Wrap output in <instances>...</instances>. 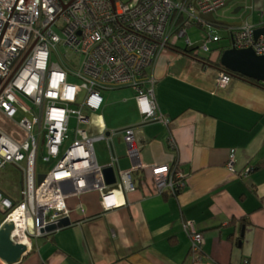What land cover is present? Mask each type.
Returning a JSON list of instances; mask_svg holds the SVG:
<instances>
[{
	"label": "crops",
	"instance_id": "obj_1",
	"mask_svg": "<svg viewBox=\"0 0 264 264\" xmlns=\"http://www.w3.org/2000/svg\"><path fill=\"white\" fill-rule=\"evenodd\" d=\"M245 1L232 21L264 27V0ZM199 54L169 45L153 67L167 123L144 119L134 89L124 98L119 92L105 97L101 113L113 139L98 140L95 152L101 167L117 170V206L106 209L100 190L68 196L71 225L53 230L42 223L40 236L36 224L29 227L30 251L16 264H264V86L236 76L222 86L220 69L205 66ZM129 125L137 126L134 156L124 138ZM171 135L176 149L168 143ZM177 160L186 185L178 195L159 192L152 167ZM9 165L17 177H0V190L18 201L24 171ZM139 168L147 177L142 186ZM124 172H131L133 189L125 187ZM49 218L51 212L42 213L40 220ZM192 229L204 235L199 257ZM0 264L9 263L0 257Z\"/></svg>",
	"mask_w": 264,
	"mask_h": 264
},
{
	"label": "built area",
	"instance_id": "obj_2",
	"mask_svg": "<svg viewBox=\"0 0 264 264\" xmlns=\"http://www.w3.org/2000/svg\"><path fill=\"white\" fill-rule=\"evenodd\" d=\"M225 4L226 0H0V110L9 119L6 126L0 124V170L12 164L25 175L22 198L15 201L0 190V202L19 234L28 238L29 227L36 224L35 235H42V223L52 225L69 215L66 198L86 190H100L106 209L117 206L115 186L106 184L95 152V143L106 139L111 144L114 133L108 132L101 113L104 91L134 89L144 119L167 123L157 101L153 67L174 36L194 47L189 27L207 22L202 15ZM229 28L234 47L264 55V34L257 37L256 25L244 21ZM214 42L209 35L202 49L210 51ZM232 79L230 72L220 71V85ZM81 89L86 90L82 102ZM18 114L22 119L15 128L10 121ZM73 114L78 119L76 135L62 154ZM131 115L134 120L136 113ZM136 129L129 125L124 131L132 156L140 148ZM43 140L48 154L43 159L59 161L39 182ZM168 143L177 148L173 135ZM152 174L161 193L176 194L186 185V173L177 162L154 165ZM131 176L123 173L127 189L135 187ZM50 212L51 218L41 222L42 213ZM191 238L193 254L199 257L204 235L192 229Z\"/></svg>",
	"mask_w": 264,
	"mask_h": 264
},
{
	"label": "water",
	"instance_id": "obj_3",
	"mask_svg": "<svg viewBox=\"0 0 264 264\" xmlns=\"http://www.w3.org/2000/svg\"><path fill=\"white\" fill-rule=\"evenodd\" d=\"M226 4L213 12L203 14L202 17L212 25L229 28L239 26L242 21H230L220 19L216 12L230 4ZM242 7H237L233 13L237 14ZM264 34V27L256 29V35L259 37ZM221 64L233 75H244L250 78L264 82V55L258 54L253 48L239 49L229 47L221 55ZM103 177L107 185L119 183L117 170L114 165H108L102 169ZM45 174L39 175V182L45 178ZM72 221L69 216L60 218L56 223L51 225V229L57 230L71 225ZM30 251L29 239L18 233L16 223L11 219H5L0 225V257L9 264L20 262L23 257Z\"/></svg>",
	"mask_w": 264,
	"mask_h": 264
},
{
	"label": "rangeland",
	"instance_id": "obj_4",
	"mask_svg": "<svg viewBox=\"0 0 264 264\" xmlns=\"http://www.w3.org/2000/svg\"><path fill=\"white\" fill-rule=\"evenodd\" d=\"M245 0H232L230 4L216 12V16L220 19H227L232 21L231 18L237 16V14H234L233 11L239 7L240 5H246ZM242 3V4H240ZM204 26H198L197 24H193L191 27H189V36L191 37L192 41L194 42L195 48L200 50V47L202 44L207 40L209 35L213 36L216 41L215 43L211 44L212 50L210 51H205V50H200L201 54L203 56L209 57L211 56L213 59H216L219 56L220 50L223 47H228L232 46V37L231 33L228 28L224 27H219L216 25H212L210 23L204 24ZM172 43H177L180 46L186 47V42L184 39H180L176 36L172 38ZM132 88H126V89H121V90H109V91H104V98L109 97L110 94H113L115 92H119L121 98L127 97L128 95H132ZM134 91V90H133ZM135 92V91H134ZM86 95V90L81 89L78 95V101L82 102L84 100V97ZM136 95V93H135ZM22 116L20 114L16 115L15 121H10V125L18 128V123L21 121ZM6 122H9V119L5 115L3 111L0 110V124L3 126H6ZM78 127V119L75 114L72 115L71 122H70V137L65 140V143L62 147V154L65 152L66 149L71 145L72 141L75 138L76 135V130ZM96 151L99 154V144H96ZM47 150L45 146V141L43 140L42 142V147H41V152L39 155L38 159V169L40 173L47 174L50 172V170L56 165V163L59 161V158H54L51 157L50 160H45L43 159L44 156H47ZM17 170L11 166L8 165L5 169H3L0 173V177L5 176L9 178H16ZM3 205L2 203H0ZM0 205V206H1ZM2 207V206H1ZM0 207V209H1ZM4 207V206H3Z\"/></svg>",
	"mask_w": 264,
	"mask_h": 264
},
{
	"label": "trees",
	"instance_id": "obj_5",
	"mask_svg": "<svg viewBox=\"0 0 264 264\" xmlns=\"http://www.w3.org/2000/svg\"><path fill=\"white\" fill-rule=\"evenodd\" d=\"M203 23L206 24V23H209V22H208V21H207V22H202V21H200V22H197L196 24H197L198 26H204ZM216 26H218V25H216ZM219 27H221V26H219ZM224 28H225V27H224ZM169 45L173 46L174 48H178V49H180V50H184L185 52H188V53L191 54V55H194V54H195L197 57H198V56H201V55L199 54V52L197 51L198 49L195 48V46H194V47H188V46L183 47V46L178 45L177 43H172V41H171V43H170ZM229 47H231V46L221 48L220 53H219V56H218L216 59H212V57L209 56V57H206L205 60H204V58H201V60H202L204 63H206V64L214 65V66L218 67L219 69H223L224 67H223V65L221 64V55H222L223 51H224L225 49L229 48ZM211 50H212V48H211ZM224 69H225V68H224ZM234 76H236V77H242V78H245V79H248V80L254 81V82H256V83H258V84L264 86V82L259 81V80H256V79H254V78H250V77H247V76H244V75H240V74H239V75H234ZM176 162H177V163H180L178 160H177ZM135 177H137V180H138V183H139L140 186L144 185V183H145L147 177H146L145 172H144L143 169H141V168L137 169V170L135 171ZM181 190H182V189H181ZM181 190L178 191V193H176L175 195H178V194L181 192ZM164 194L168 195V194H173V193H171V191H166V192H164ZM3 208H4V209H3L4 218L6 219L8 213H9L10 211H9L7 208H5V207H3ZM5 219H4V220H5ZM241 222H242V223H247V221H246L245 219H243Z\"/></svg>",
	"mask_w": 264,
	"mask_h": 264
},
{
	"label": "bare ground",
	"instance_id": "obj_6",
	"mask_svg": "<svg viewBox=\"0 0 264 264\" xmlns=\"http://www.w3.org/2000/svg\"><path fill=\"white\" fill-rule=\"evenodd\" d=\"M231 47H233V45L231 46ZM200 50H203L202 49V46L200 47ZM198 52H199V50H197ZM205 64V66H211L210 64H206V63H204ZM224 69V68H223ZM222 69H220V71H221ZM224 70H226V69H224ZM229 72V71H228ZM233 75V74H232ZM233 77H234V75H233Z\"/></svg>",
	"mask_w": 264,
	"mask_h": 264
}]
</instances>
